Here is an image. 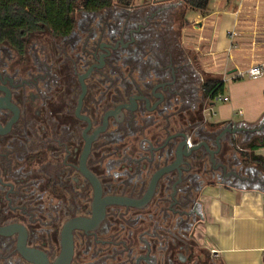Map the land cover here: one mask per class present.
<instances>
[{
	"label": "flooded vegetation",
	"instance_id": "obj_1",
	"mask_svg": "<svg viewBox=\"0 0 264 264\" xmlns=\"http://www.w3.org/2000/svg\"><path fill=\"white\" fill-rule=\"evenodd\" d=\"M176 17L169 5L131 4L81 14L42 57L35 43L23 54L0 44V264H34L23 249L56 264L69 222L68 264H216L205 247L203 259L193 255L199 194L211 182H243L221 164L256 181L234 153L225 160L255 130L227 132L217 147L226 123L210 120L207 77L180 51ZM184 134L218 148L220 165L202 145L199 158L191 151L164 172L141 206L94 209L108 196L142 199Z\"/></svg>",
	"mask_w": 264,
	"mask_h": 264
},
{
	"label": "crops",
	"instance_id": "obj_2",
	"mask_svg": "<svg viewBox=\"0 0 264 264\" xmlns=\"http://www.w3.org/2000/svg\"><path fill=\"white\" fill-rule=\"evenodd\" d=\"M133 4H163L177 13L189 12L175 26L179 49L190 54L201 73L220 78L221 93L229 97L209 103L211 121L261 125L264 130V0H209L205 10H190L182 0H133ZM252 65H261V75L246 74ZM255 153L264 156V147ZM261 175L255 174V182L262 181ZM248 179L238 183L241 187L205 184L199 194L201 239L220 264H264V187L244 186L255 183Z\"/></svg>",
	"mask_w": 264,
	"mask_h": 264
},
{
	"label": "trees",
	"instance_id": "obj_3",
	"mask_svg": "<svg viewBox=\"0 0 264 264\" xmlns=\"http://www.w3.org/2000/svg\"><path fill=\"white\" fill-rule=\"evenodd\" d=\"M182 1L187 7L196 10H205L209 3V0ZM132 3L133 0H0V44H5L17 53L23 54L30 38L36 34H46L47 37L52 38V43L69 37L75 29L77 14L81 16L83 13H98L109 8L127 7ZM222 86L223 82L220 78L208 76L204 83L205 97L212 101L216 93H221ZM214 124L210 123V126ZM236 145L237 150L240 148L242 154L246 156L245 162L264 168V156L255 153L258 148L264 147V133L258 137L242 140L240 144L237 142ZM200 154L201 152L196 150L197 158ZM261 176L263 181L264 175ZM262 181L244 186L264 187Z\"/></svg>",
	"mask_w": 264,
	"mask_h": 264
},
{
	"label": "water",
	"instance_id": "obj_4",
	"mask_svg": "<svg viewBox=\"0 0 264 264\" xmlns=\"http://www.w3.org/2000/svg\"><path fill=\"white\" fill-rule=\"evenodd\" d=\"M114 47L115 46H113V48ZM83 77H84V75H83ZM80 80L81 81L83 80L82 77H80ZM133 105H135V104L133 103ZM121 106H124V105H121ZM121 106H119V107H121ZM115 113H113V111H112L111 114H115ZM105 122H106V120H104L103 125L99 127L98 131H101V130L104 129ZM230 125H232V126H230ZM235 125H236V122H233V121L226 123V127L220 132L219 136H217V138H216L217 147H219L220 138H223L225 136V133H227V132L235 133L236 131L239 132V131L248 130V128L246 126H244V125L240 124L239 127H237V128H236ZM260 128H261V125L260 126H256V127H252L250 130H258ZM202 145L205 147L206 151L209 154V159H210V162L212 163V166L214 168H216L218 165H220L219 163L215 164L216 160H215V157H214L216 152L218 151V148L217 149H212V148L209 147L207 142H203V141H201L199 143H192L190 141V139L188 138V136H186L184 134V135H182V139L178 143V147L176 149V160H175V162L172 165H168V166L162 167L160 169H157L153 173V175L151 177V180H150V183H149V186H148V189H147V191H146V193H145V195H144V197L142 199H140V200H132V199H130L128 197H124V196H108L104 200L98 201L96 203V205L94 206V209L99 208L100 210H103L106 204H125V205H132V206H141L144 202H146L148 200V198L152 194L158 178L164 172H167V171L173 169V167H176L178 164H181L183 155H189L191 153V151L198 150L200 148V146H202ZM87 149H88V143L86 144V151H87ZM221 166H222V169H223V171L225 173L224 174L225 176L234 175L235 177H238L240 179L246 178L245 176L244 177L240 176L234 170H229V171L226 172V166L222 165V164H221ZM83 171H84V174L87 177L90 178V180L92 182V185L94 187L95 194H99L100 187L98 185L97 180L95 178H93L92 176H90L85 171V169ZM97 205H100V206L97 207ZM73 226H75L73 224V222H69V224H67L65 226V228H64V230L62 232V245H63L62 246V252H61L60 256L58 257L56 264H68V262H69L70 255L72 253V238H71L70 230L73 228ZM8 228L10 229L9 231H11L13 229V226L12 225L8 226ZM5 231L7 232V228H5ZM23 252L26 254V256L28 258H30L31 261L34 262V264H42L41 262H37V261H34V259H32V255H31L32 251L31 250L23 249Z\"/></svg>",
	"mask_w": 264,
	"mask_h": 264
},
{
	"label": "rangeland",
	"instance_id": "obj_5",
	"mask_svg": "<svg viewBox=\"0 0 264 264\" xmlns=\"http://www.w3.org/2000/svg\"><path fill=\"white\" fill-rule=\"evenodd\" d=\"M188 9L193 10V8H190V7H188ZM174 12L176 13L177 17H176V21L173 22L172 28L174 30V33L177 34L176 27H175L176 24H177V19H180L181 16H184V14H186V17L189 16L190 14H189V12L185 13L182 9H180L178 11V13H177L176 10H174ZM79 17H80V15L77 14V19ZM177 37H178V34H177ZM177 41H178V39H177ZM51 42H52V38H49V37L46 36V34L41 33V34H36V35H34V36H32L30 38L29 46H31V44L35 43L36 44V48L33 49L34 50L33 52L38 54V56H40V55H42V53L40 52L41 48H43L42 46L48 47L49 45H52ZM36 51H38V52H36ZM183 53L185 54V56H188V57L190 55V54H187L186 52H183ZM40 57H42V56H40ZM190 60H193V59H190ZM206 77H208V75H206ZM210 120H213V119H211V117H210ZM253 127H256V126H253ZM263 133H264V130H263V127H262V129H258V130L253 131V134L251 135V137L249 139L261 136ZM237 142H238V144H240L242 141L238 140ZM244 151H245V149H244ZM233 153L235 154L236 160H238L239 164L241 165L240 167H242V169L245 168V167H248V169H250V171L253 173V175L255 173H259L260 175L261 174L264 175V168L254 164V163H251V162H245L246 156L244 154H242L243 152L241 151L240 148L238 150H236L235 152L233 150H231V149L227 150L226 155H225V160L227 162L231 161V159H232L231 157H232ZM208 179L209 178L204 177V182L208 181ZM263 181H264V177H263ZM263 184H264V182H263ZM194 239H195V242H196V247H195V250H194L195 252L193 253V255L195 257H197V255H198V257H200V259H203L204 255L203 256L200 255V250H201L200 247H204V244L202 243V239H201V235H200L199 229L195 232ZM205 257L208 259V261H210L212 263H216V264L219 263L218 260L212 258L211 256H206L205 255Z\"/></svg>",
	"mask_w": 264,
	"mask_h": 264
},
{
	"label": "built area",
	"instance_id": "obj_6",
	"mask_svg": "<svg viewBox=\"0 0 264 264\" xmlns=\"http://www.w3.org/2000/svg\"><path fill=\"white\" fill-rule=\"evenodd\" d=\"M231 34H234V32H231ZM262 73V67L261 65H252L251 67H249L246 71V74L249 77H257L259 75H261ZM238 75L242 76V73H239ZM228 95H225L223 93H216L213 97H212V101L213 102H225L228 100Z\"/></svg>",
	"mask_w": 264,
	"mask_h": 264
}]
</instances>
